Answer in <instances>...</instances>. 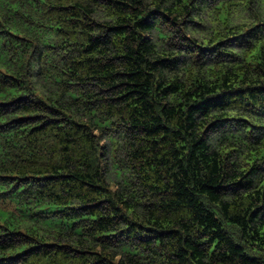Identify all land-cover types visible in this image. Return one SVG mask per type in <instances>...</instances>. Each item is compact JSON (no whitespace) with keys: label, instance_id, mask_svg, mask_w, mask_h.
Returning a JSON list of instances; mask_svg holds the SVG:
<instances>
[{"label":"trees","instance_id":"1","mask_svg":"<svg viewBox=\"0 0 264 264\" xmlns=\"http://www.w3.org/2000/svg\"><path fill=\"white\" fill-rule=\"evenodd\" d=\"M0 264H264V0H0Z\"/></svg>","mask_w":264,"mask_h":264},{"label":"rangeland","instance_id":"2","mask_svg":"<svg viewBox=\"0 0 264 264\" xmlns=\"http://www.w3.org/2000/svg\"><path fill=\"white\" fill-rule=\"evenodd\" d=\"M103 142H104V140H103L101 143H103ZM109 167H110V163H109ZM108 176H109L110 178H112V179L115 178V177H114V171H113L112 168H109V170H108Z\"/></svg>","mask_w":264,"mask_h":264}]
</instances>
